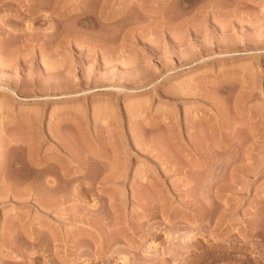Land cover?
<instances>
[{
  "label": "rangeland",
  "instance_id": "rangeland-1",
  "mask_svg": "<svg viewBox=\"0 0 264 264\" xmlns=\"http://www.w3.org/2000/svg\"><path fill=\"white\" fill-rule=\"evenodd\" d=\"M0 264H264V0H0Z\"/></svg>",
  "mask_w": 264,
  "mask_h": 264
}]
</instances>
